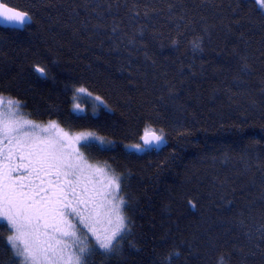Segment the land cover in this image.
Listing matches in <instances>:
<instances>
[{"label": "trees", "instance_id": "16d2710c", "mask_svg": "<svg viewBox=\"0 0 264 264\" xmlns=\"http://www.w3.org/2000/svg\"><path fill=\"white\" fill-rule=\"evenodd\" d=\"M3 2L32 19L21 31L0 27V96L32 121L110 142L79 147L120 177L131 230L114 252L87 237L85 264H264V12L255 0ZM81 87L106 107L75 114ZM147 128L165 142L142 147ZM8 235L0 227V264H20Z\"/></svg>", "mask_w": 264, "mask_h": 264}, {"label": "snow or ice", "instance_id": "6c2138e0", "mask_svg": "<svg viewBox=\"0 0 264 264\" xmlns=\"http://www.w3.org/2000/svg\"><path fill=\"white\" fill-rule=\"evenodd\" d=\"M255 3L264 11V0ZM0 17L15 28L26 26L32 19L3 0ZM195 46L199 48L198 43ZM35 70L47 78L45 68L37 66ZM3 105L0 97V227L10 230L7 242L20 264H85V256L92 249L78 236L77 223L92 233L99 248L116 251L131 230L122 210L126 201L116 195L120 177L113 174L106 185L98 187L94 175L107 173L88 164L80 151V147L97 143L102 147L105 141L94 132L70 135L55 122L42 127L18 119L19 113L13 108H20L19 101L9 99L7 111ZM78 109L76 105L74 110ZM162 133V129L157 134L147 128L141 139L145 144L159 145L165 142ZM101 210L109 226L103 235L95 227ZM78 242L81 246L75 250Z\"/></svg>", "mask_w": 264, "mask_h": 264}, {"label": "rangeland", "instance_id": "374dc122", "mask_svg": "<svg viewBox=\"0 0 264 264\" xmlns=\"http://www.w3.org/2000/svg\"><path fill=\"white\" fill-rule=\"evenodd\" d=\"M262 12H264V11H262ZM3 99H4L3 111H7L8 110L7 109V101L9 99H7L5 97H3ZM76 105H79V109L78 110H74ZM105 107H106V105L101 100L99 101V99H97L95 97H92L91 95L87 94L86 92L81 93V92L76 91L75 94H74V97H73L72 108L71 109H72V111L75 114L91 113V114L95 115L101 108H105ZM13 111L19 113V115L16 118L22 119V120H30L24 114L23 108L21 106H20L19 109H16L14 107ZM32 122L35 123V124L41 125L42 127H46L50 122H53V121H47V122H35V121H32ZM55 123L59 126V128L63 129L65 132H68L70 135H75V134L80 133V132H70L69 130L62 128L57 122H55ZM81 143H83V142H81ZM162 144L163 143L157 145V147L162 145ZM104 145L105 146H109L110 143L108 141H105ZM78 147H79V145H78ZM129 149L134 150V151H138V152L143 150V148L140 145H139V147L130 146ZM87 163L92 165L93 168L99 167V168L104 169V171L107 173L106 176L102 175V174H97V175H94L93 179L98 182V184H97L98 187H103L104 185H106L107 179L110 178L113 175V173L110 171V169L108 167H106L105 165H103V164H95V163H90L88 161H87ZM116 195H117V198L122 197L121 183H120V192L117 193ZM109 198H111V197H109ZM103 213H104V210H101V216L99 217V221L100 222L95 225V227L98 230V234L99 235H103L104 234V230L109 227ZM77 228L79 229L78 236L80 237V239L83 241L84 244H86V239H84L85 235L87 237H89L90 239H92L94 242H96L95 237L92 235L91 232L88 231L87 228H84L82 225H80L78 223H77ZM9 234H10V230H9ZM79 246H81V245L78 242L75 250H78ZM73 250L74 249H69L68 251L71 252Z\"/></svg>", "mask_w": 264, "mask_h": 264}, {"label": "water", "instance_id": "95a60500", "mask_svg": "<svg viewBox=\"0 0 264 264\" xmlns=\"http://www.w3.org/2000/svg\"><path fill=\"white\" fill-rule=\"evenodd\" d=\"M30 23H28L27 25H29ZM26 25V26H27ZM0 27H2V28H8V29H14V30H18V31H21V30H23L24 29V27H22V28H15V27H13L12 26V24L10 23V22H7V21H4L3 20V18L2 17H0ZM38 73V72H37ZM39 74V73H38ZM40 75V74H39ZM140 144L142 145V147H144V148H147V147H152V148H154V147H156V145L157 144H155V143H152V144H145L144 143V141L141 139V141H140Z\"/></svg>", "mask_w": 264, "mask_h": 264}]
</instances>
